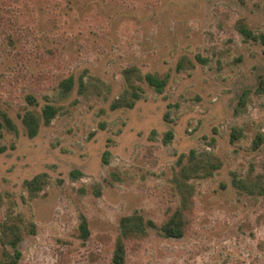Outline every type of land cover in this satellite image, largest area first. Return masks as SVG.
Returning <instances> with one entry per match:
<instances>
[{"label":"rangeland","instance_id":"rangeland-1","mask_svg":"<svg viewBox=\"0 0 264 264\" xmlns=\"http://www.w3.org/2000/svg\"><path fill=\"white\" fill-rule=\"evenodd\" d=\"M247 32L264 0H0V264L5 224L19 264H112L138 212L156 227L123 264H264V42ZM179 210L186 236L167 238Z\"/></svg>","mask_w":264,"mask_h":264},{"label":"trees","instance_id":"trees-1","mask_svg":"<svg viewBox=\"0 0 264 264\" xmlns=\"http://www.w3.org/2000/svg\"><path fill=\"white\" fill-rule=\"evenodd\" d=\"M246 36L252 40L255 41H262L264 42V34L256 35L253 32H247ZM134 68V67H133ZM129 69L126 71L127 76V84L128 86L133 87L135 85L133 74L136 72V69ZM168 76L166 78H162L157 74L149 73L144 76V82L147 83L150 87H152L155 92L158 94H163L165 92V87L168 83ZM141 81L142 78L140 77ZM73 78L70 77L67 81H63L61 83V89H64L67 93L71 91L73 87ZM256 92L258 94L264 95V81H261L258 89H256ZM125 95L121 99V102L125 103ZM249 102V92H244L239 101H238V107L236 108V113H240L242 110H246L247 105ZM121 103L117 102L114 107H119ZM124 106V105H123ZM52 112V110H49L47 113ZM46 122L49 123V120L47 118V115L45 114ZM6 119V118H5ZM25 124L29 130V134L31 137H35L37 135L38 129H39V122L36 120V117L33 113H28L26 115ZM8 121V120H7ZM167 137L169 139L173 138V133L168 132ZM260 143H257V147H260L263 143V138L260 137ZM198 150H192L189 155H186L185 157L188 158L189 161H191L192 169L193 167L198 166ZM109 153L106 152L104 155L105 163L107 161ZM214 165H210V168H213ZM73 177L75 180L79 179V176L76 174H73ZM41 176H37L31 183L32 185L38 186L41 185ZM239 185L241 182H239ZM185 184V183H184ZM38 190V189H34ZM190 221L188 217L185 216L184 212L182 210L176 211V213L159 229L160 232H162L165 237L167 238H174V239H181L186 236V233L188 231V228L190 226ZM156 225L154 222L147 221L142 214L135 213L132 216H127L121 219L120 221V236L117 240L116 249L114 252L112 264H123L126 259V241L130 240L131 238H141L145 237L151 228H155ZM80 229L82 232V235L85 239H87L89 234L88 224L85 219L82 220V223L80 225ZM10 234L15 237L13 241L8 243L6 239H9ZM23 236L21 234V230L18 225H13L12 227H9L7 224L3 226V246L5 249H7V245L11 248L10 251L5 250V262L3 264H19L21 260V252L19 249V243L21 242Z\"/></svg>","mask_w":264,"mask_h":264}]
</instances>
